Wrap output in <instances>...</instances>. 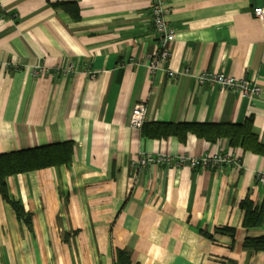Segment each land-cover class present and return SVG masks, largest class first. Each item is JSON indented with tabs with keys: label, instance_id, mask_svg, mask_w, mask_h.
Returning <instances> with one entry per match:
<instances>
[{
	"label": "crops",
	"instance_id": "0c3cea01",
	"mask_svg": "<svg viewBox=\"0 0 264 264\" xmlns=\"http://www.w3.org/2000/svg\"><path fill=\"white\" fill-rule=\"evenodd\" d=\"M151 1L0 0V153L75 143L70 163L7 178L31 221L0 192V264H124L121 252L129 264H264L245 246L264 222L245 225L243 207H264V153L185 128L252 120L264 144V0H166L176 38L156 70ZM204 71L256 80L262 93L223 91ZM163 124L179 130L155 133ZM217 152L239 164L131 165Z\"/></svg>",
	"mask_w": 264,
	"mask_h": 264
},
{
	"label": "trees",
	"instance_id": "16d2710c",
	"mask_svg": "<svg viewBox=\"0 0 264 264\" xmlns=\"http://www.w3.org/2000/svg\"><path fill=\"white\" fill-rule=\"evenodd\" d=\"M59 5L64 6L67 10L72 7V4L68 2H63ZM156 127L157 129L154 128V132L160 131L163 135L179 130V126L171 124H163ZM185 128L194 131L211 142H215L220 137H226L229 139L231 146H241L247 150L264 153V144L260 142L252 120H247L245 123L230 124L192 123L185 125ZM74 146L75 143L73 141H65L0 153V192L6 200L12 203L21 220L31 221L20 202L11 199L7 178L21 172L70 163L74 153ZM243 207L246 208L245 225L257 226L264 222V207L260 208L250 200H245ZM245 246L253 251H264V236L247 238ZM119 255L120 260L124 264H129V259L125 252H121Z\"/></svg>",
	"mask_w": 264,
	"mask_h": 264
},
{
	"label": "built area",
	"instance_id": "2783aa9c",
	"mask_svg": "<svg viewBox=\"0 0 264 264\" xmlns=\"http://www.w3.org/2000/svg\"><path fill=\"white\" fill-rule=\"evenodd\" d=\"M151 14L152 21L154 23L155 31L161 43L160 50L149 55V65L153 70L159 69L161 64L167 63L172 57L171 44L175 41L176 30L169 25L166 21V15L169 9L166 5V0H152L151 1ZM255 13L258 17L264 18V10L262 7H256ZM42 70V67L38 66L34 69V74L38 75ZM201 82L212 81L219 84L221 90L232 89L237 92H242L245 96L254 98L260 96L262 93V87L256 80L246 77H235L225 72H210L204 71L199 75ZM146 121V105L142 102L137 103L132 111L130 117V125L134 129H141ZM166 164L175 167H181L187 165L189 167L211 166L216 168H222L227 164L238 163V158L233 153L217 152L208 153L201 157L180 155L172 156L166 154H141L137 159L131 162V165L136 169H143L153 163ZM264 182V175H258L257 177Z\"/></svg>",
	"mask_w": 264,
	"mask_h": 264
}]
</instances>
